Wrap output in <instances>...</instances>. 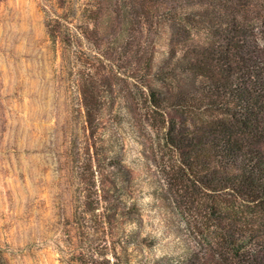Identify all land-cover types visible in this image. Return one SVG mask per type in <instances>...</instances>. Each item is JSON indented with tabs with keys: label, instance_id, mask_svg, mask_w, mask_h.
Masks as SVG:
<instances>
[{
	"label": "rangeland",
	"instance_id": "rangeland-1",
	"mask_svg": "<svg viewBox=\"0 0 264 264\" xmlns=\"http://www.w3.org/2000/svg\"><path fill=\"white\" fill-rule=\"evenodd\" d=\"M165 10L162 0H0L7 264H87L89 253L97 264H168L185 250L183 220L163 196L173 198L143 115L144 89L128 75L136 64L127 61L148 39L154 65L165 55V25L152 33L147 20L163 21ZM117 39L131 42L121 47ZM128 101L142 109L130 114ZM86 197L125 215L87 228L95 217L83 210Z\"/></svg>",
	"mask_w": 264,
	"mask_h": 264
},
{
	"label": "trees",
	"instance_id": "trees-1",
	"mask_svg": "<svg viewBox=\"0 0 264 264\" xmlns=\"http://www.w3.org/2000/svg\"><path fill=\"white\" fill-rule=\"evenodd\" d=\"M162 1L163 21L147 20L152 33L165 25V55L153 64L152 37L127 62L136 64L128 75L144 89L143 115L163 150L173 195L164 199L188 238L168 264H264V0ZM123 40L114 42H131ZM125 106L133 115L142 109ZM128 181L126 175L121 185ZM84 204L95 217L87 228L125 215L97 197ZM86 262L97 264L93 253ZM0 264H7L1 245Z\"/></svg>",
	"mask_w": 264,
	"mask_h": 264
}]
</instances>
